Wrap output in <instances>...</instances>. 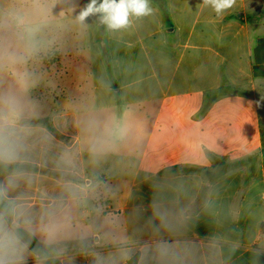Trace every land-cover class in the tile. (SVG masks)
<instances>
[{
  "label": "crops",
  "instance_id": "crops-1",
  "mask_svg": "<svg viewBox=\"0 0 264 264\" xmlns=\"http://www.w3.org/2000/svg\"><path fill=\"white\" fill-rule=\"evenodd\" d=\"M164 1L168 18L150 0L152 14L132 18L119 31L95 16L78 25L75 17L88 0H69L71 15L52 19L53 103L42 118L51 119L54 130L34 122L35 136L49 146L32 192L37 211L42 196L57 192L51 157L71 149L81 179L92 173L89 121L110 129L117 145L95 169L106 202L77 213L93 226L90 252L69 249L57 264H95L96 255L104 264H130L136 256V264H159L151 256L159 242L185 249L182 264H264L256 94L257 79H264V37L254 44L248 22L264 9L250 16L247 0H235L217 15L203 0ZM224 87L229 91L219 94ZM145 248L150 251L142 261ZM122 249L127 258L114 262Z\"/></svg>",
  "mask_w": 264,
  "mask_h": 264
},
{
  "label": "clouds",
  "instance_id": "clouds-1",
  "mask_svg": "<svg viewBox=\"0 0 264 264\" xmlns=\"http://www.w3.org/2000/svg\"><path fill=\"white\" fill-rule=\"evenodd\" d=\"M217 15L230 9L235 0H203ZM47 0H13L0 9V74L9 73L14 85L0 90V264H57L72 250L90 252L88 238L93 235L92 224L77 216L88 209L105 193L103 181L95 171L106 155L117 147L110 129L92 120L86 125L88 164L92 173L81 179L79 156L65 149L51 157L54 165L57 192L51 198L41 197L37 211L32 196L38 183V166L48 162V141L36 137L31 117L36 115L33 105L24 94L33 83L26 70L47 49L45 29L50 23ZM150 0H89L78 12L75 22L86 26L89 17H98L109 31L130 26L132 18L152 14ZM45 199L47 202L45 203ZM172 230L175 226L162 221ZM141 260L149 255L145 248ZM186 250L166 242L151 249L152 258L159 264H182ZM127 258L122 249L112 260ZM95 264H104L99 255Z\"/></svg>",
  "mask_w": 264,
  "mask_h": 264
},
{
  "label": "rangeland",
  "instance_id": "rangeland-1",
  "mask_svg": "<svg viewBox=\"0 0 264 264\" xmlns=\"http://www.w3.org/2000/svg\"><path fill=\"white\" fill-rule=\"evenodd\" d=\"M69 0H47L49 7V16L50 23L48 27L45 29V39L50 41L49 46L45 51H43L38 58L33 61H30L26 66V70L31 74L33 83L27 89L24 94V99L27 103L34 106L36 115L31 117L32 126H39L34 122L46 115H48L52 111V103H53V86H52V64L54 61V53L51 48L54 41H56V37L51 33L50 30L56 29V22H53L52 19L57 16L63 15L67 13L71 15L72 8L65 7L66 3ZM76 0H73V4ZM163 1V0H162ZM19 3V0H16ZM89 2V0H88ZM248 2V11L250 16H257L259 12L264 9V0H247ZM13 3V0H0V9L6 8L9 4ZM82 8V6H81ZM66 14V15H67ZM248 22L252 26L250 28V38L253 43L256 44L259 38L264 37V24L261 27H254V23L256 21H252L248 17ZM264 23V18L260 20V24ZM100 25V23H99ZM102 25V24H101ZM14 85V79L9 73L0 74V90H4L9 88V86ZM256 94L259 100V112L262 115V126L264 128V79H257L256 81ZM245 88L248 89V86ZM234 88L230 87L232 91ZM229 91L228 88L224 87L219 92L227 93ZM264 147V146H263ZM106 200H97L93 204V209L102 207ZM96 239V238H95Z\"/></svg>",
  "mask_w": 264,
  "mask_h": 264
},
{
  "label": "trees",
  "instance_id": "trees-1",
  "mask_svg": "<svg viewBox=\"0 0 264 264\" xmlns=\"http://www.w3.org/2000/svg\"><path fill=\"white\" fill-rule=\"evenodd\" d=\"M154 1L157 2V3H159L162 6V9L164 11V14H165L166 18H168L169 15H168V9H167L166 2L165 1L164 2H161V0H154ZM263 16H264V10L261 11V13H260L259 16L255 17V21H256L255 23H259V21L261 20V18ZM252 19H254V18H252ZM260 43L263 46L264 45V39H262ZM107 65H108L109 72L111 73V66H110V64H109L108 61H107ZM239 94L244 95V96H250L251 95V93L248 92V91H240ZM116 95H117V92H116ZM260 116H261V119H262L261 113H260ZM35 123H37L39 125H42V126L48 128L50 131H53L54 130L52 121L49 118H41V119H38V120L35 121ZM261 133H262V141H263V146H264V128L262 126V121H261ZM188 169H190V168H186V170H188ZM209 175H210V179H212L213 178L212 177V173H209ZM72 244H73V242H69V249H72ZM137 259H138V257L136 256L134 258V260H132V262H130V264H136L137 263Z\"/></svg>",
  "mask_w": 264,
  "mask_h": 264
}]
</instances>
